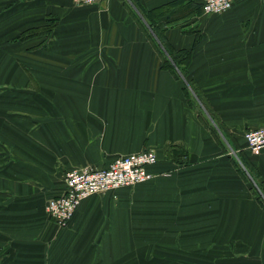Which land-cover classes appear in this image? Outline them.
I'll return each mask as SVG.
<instances>
[{"label": "crops", "instance_id": "crops-1", "mask_svg": "<svg viewBox=\"0 0 264 264\" xmlns=\"http://www.w3.org/2000/svg\"><path fill=\"white\" fill-rule=\"evenodd\" d=\"M133 1L192 51L187 79ZM262 127L264 0H0V264H264V148L245 141ZM147 148L154 180L49 218L68 170Z\"/></svg>", "mask_w": 264, "mask_h": 264}, {"label": "built area", "instance_id": "built-area-1", "mask_svg": "<svg viewBox=\"0 0 264 264\" xmlns=\"http://www.w3.org/2000/svg\"><path fill=\"white\" fill-rule=\"evenodd\" d=\"M82 4H93L100 0H76ZM237 0H201L206 14L222 13L233 7ZM248 148L257 153L264 148V127L246 132ZM158 161L154 148L120 155L107 167L84 166L68 170L65 189L58 197L51 198L46 210L51 219L61 228L68 227L83 201L92 195L122 187L135 186L152 180V167Z\"/></svg>", "mask_w": 264, "mask_h": 264}, {"label": "trees", "instance_id": "trees-1", "mask_svg": "<svg viewBox=\"0 0 264 264\" xmlns=\"http://www.w3.org/2000/svg\"><path fill=\"white\" fill-rule=\"evenodd\" d=\"M134 4L137 7L139 13L144 17L145 21H147L149 26H151V28L153 30V33L155 34L157 45L159 47L160 53L163 56V66H165L167 68L174 69L175 73L179 77L181 76L182 78L187 79V76H188V65H189V62H190V60L192 58V51H190V50H179V51L174 50L171 47V45L168 43V41L165 39V37L163 36L162 32H160V30L156 26V21L153 18V16L155 14H157V13L154 12V11H146V10L140 8L136 2H134ZM201 10L203 11L202 2H201ZM33 33L34 32L30 31V32H28V33H26V34H24L22 36L17 37L16 39H25L27 37L32 36ZM188 85H189L190 90H188L189 92L187 94H188V98H189L191 106L197 107L198 109H200V112H202V113H204V110L206 109L205 111H207L209 116H211V118L216 120V116H215L214 112L206 104L202 94L200 93V91L198 90L196 85L192 81H189ZM187 89H188V87H187ZM223 133L229 139V141L232 142V140L229 138V136L226 134V132L223 131ZM245 141H246V139H245ZM246 143H247V141H246ZM181 148H182V146L173 145L169 149V151H171V153H173L174 155H177L180 152H182V154H185L187 152L186 148H184L182 150H181ZM158 162H159V159H158L156 164H158ZM154 166L152 167L153 172H154V169H153ZM154 179H155V177L152 180H154ZM152 180H150V181H152ZM150 181H147V182L141 183V184H146V183H148ZM138 185H140V184H138ZM64 189H65V187H64ZM59 195H61V194H59ZM58 196H54V197H58ZM54 197H52V198H54ZM47 215H48V213H47ZM49 218L51 219L50 216H49Z\"/></svg>", "mask_w": 264, "mask_h": 264}, {"label": "rangeland", "instance_id": "rangeland-1", "mask_svg": "<svg viewBox=\"0 0 264 264\" xmlns=\"http://www.w3.org/2000/svg\"><path fill=\"white\" fill-rule=\"evenodd\" d=\"M261 198H263V197H261ZM65 262H67L66 260H64Z\"/></svg>", "mask_w": 264, "mask_h": 264}]
</instances>
